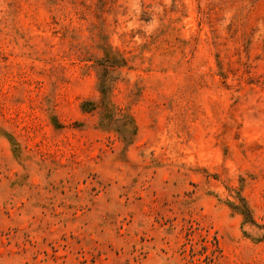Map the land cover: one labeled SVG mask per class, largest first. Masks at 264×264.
I'll list each match as a JSON object with an SVG mask.
<instances>
[{"label": "rangeland", "instance_id": "obj_1", "mask_svg": "<svg viewBox=\"0 0 264 264\" xmlns=\"http://www.w3.org/2000/svg\"><path fill=\"white\" fill-rule=\"evenodd\" d=\"M0 264H264V0H0Z\"/></svg>", "mask_w": 264, "mask_h": 264}]
</instances>
